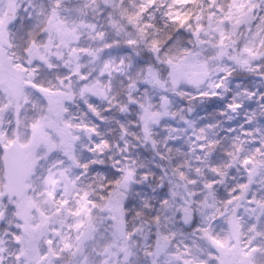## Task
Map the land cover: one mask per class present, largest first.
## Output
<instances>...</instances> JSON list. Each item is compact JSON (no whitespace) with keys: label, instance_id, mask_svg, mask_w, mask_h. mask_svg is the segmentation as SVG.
Listing matches in <instances>:
<instances>
[{"label":"rangeland","instance_id":"obj_1","mask_svg":"<svg viewBox=\"0 0 264 264\" xmlns=\"http://www.w3.org/2000/svg\"><path fill=\"white\" fill-rule=\"evenodd\" d=\"M141 38L171 85L117 62ZM262 59L264 0H1L0 264H264ZM239 63L261 79L228 76ZM15 140L34 166L21 199L5 192Z\"/></svg>","mask_w":264,"mask_h":264},{"label":"trees","instance_id":"obj_2","mask_svg":"<svg viewBox=\"0 0 264 264\" xmlns=\"http://www.w3.org/2000/svg\"><path fill=\"white\" fill-rule=\"evenodd\" d=\"M199 1V4L201 6V3H202V0H198ZM198 3V2H197ZM187 10L184 11V13H181L180 15H178L179 17H175V18H183V19H188L189 18V15L185 16L187 13L190 12H194L197 9V7H193L189 9V6L186 8ZM130 13V18L133 17V12H129ZM173 18V17H172ZM172 18L169 19L167 22H165L164 24H161L162 27L164 28H172L174 29L175 31H177V25L176 23L172 22ZM156 19V20H155ZM160 20V17L159 15H156V17L154 18V22L155 25H154V28L151 29V30H154L157 26V23L158 21ZM173 21H176L173 19ZM160 24V22H159ZM149 30V32L151 31ZM189 33V32H188ZM186 35V33H183ZM147 36V34L145 35ZM145 41L143 38L140 39V43H139V46H141V48L139 50H137L136 48V52L132 51L131 47L130 49L126 48L124 46V44L122 43V41L118 42L116 47H117V50H115L113 53H121L119 54V58L117 62L120 63V65H124L125 61H129L130 63H134L136 64V67L137 68H142V69H158L157 72L160 74V77L165 80L164 82H166L168 85H171V82L170 81H167L168 79V74H169V69L167 68V65L165 63H163L162 61L161 62H157V58L154 57L153 54H151L148 50H144L142 51L143 49V46L145 44ZM126 57L123 61V55ZM111 59L115 60L116 59V56H111ZM264 59H262L263 61ZM149 62L148 66H146V63ZM141 65V66H140ZM140 68V69H141ZM258 74V73H257ZM258 75L260 76H263L264 75V70L262 69V73H259ZM228 76L234 78V79H249L251 78L252 76L254 77H259V76H256L255 74V71L250 69L248 66L246 65H241L240 63L239 64H236L235 67H233V69L231 70L230 74H228ZM83 81V80H82ZM170 87V86H169ZM228 87H225L224 89H226V91L228 92L229 90L227 89ZM116 90L119 91L120 95L122 97L125 98L124 100V103L126 105V109H127V116L129 117L130 121L133 123L134 126H136V128H141L143 126V123L141 121V115L139 114L141 112V107H140V110L137 109V103H136V100H135V97H133L132 95L128 94L127 93V87L126 88H122L120 85L119 87H116ZM170 90V89H168ZM136 92V90H135ZM170 92V91H168ZM229 94V93H228ZM197 98V97H196ZM203 102V105L208 109V110H215L217 109V107L219 106L220 102H221V99L219 97L215 98V96L213 95H210V96H207V97H204V100L202 101ZM193 102L191 100V98L189 97H182V104L183 105H191ZM113 104V102H112ZM121 106V103L119 102H116V104H114L113 106V110L119 108ZM106 114V112H105ZM154 176L157 177L156 174H154Z\"/></svg>","mask_w":264,"mask_h":264},{"label":"water","instance_id":"obj_3","mask_svg":"<svg viewBox=\"0 0 264 264\" xmlns=\"http://www.w3.org/2000/svg\"><path fill=\"white\" fill-rule=\"evenodd\" d=\"M26 150L22 147L17 140L13 144L5 149L4 164L7 178L6 193L11 198H22L27 190V180L32 172V162L29 156L25 155ZM31 207H27L26 211L20 214V216L27 222L30 218ZM182 224L186 228H191L195 221L193 211H185L183 213ZM84 264L86 262L84 261Z\"/></svg>","mask_w":264,"mask_h":264},{"label":"flooded vegetation","instance_id":"obj_4","mask_svg":"<svg viewBox=\"0 0 264 264\" xmlns=\"http://www.w3.org/2000/svg\"><path fill=\"white\" fill-rule=\"evenodd\" d=\"M35 54H38L36 51L34 52ZM44 61H47V59H45ZM46 63V62H45ZM36 89V88H35ZM65 96V92H62L61 93V100H63V99H65L66 97H64ZM70 98V102H74L75 101V97L71 94V96H69ZM24 230V229H23ZM25 231V230H24ZM23 231V232H24ZM28 232V231H27ZM26 232V233H27Z\"/></svg>","mask_w":264,"mask_h":264}]
</instances>
